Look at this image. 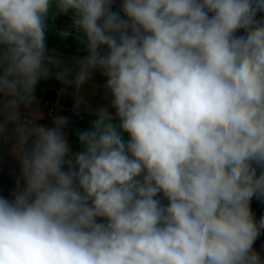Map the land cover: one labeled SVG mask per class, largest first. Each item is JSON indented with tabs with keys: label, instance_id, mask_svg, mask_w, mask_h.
<instances>
[{
	"label": "clouds",
	"instance_id": "obj_1",
	"mask_svg": "<svg viewBox=\"0 0 264 264\" xmlns=\"http://www.w3.org/2000/svg\"><path fill=\"white\" fill-rule=\"evenodd\" d=\"M115 2L0 0V134L16 125L23 180L0 195V264H264V0ZM69 13L87 52L71 81L46 44ZM52 67L106 77L115 114L79 151L67 117L20 120Z\"/></svg>",
	"mask_w": 264,
	"mask_h": 264
},
{
	"label": "crops",
	"instance_id": "obj_2",
	"mask_svg": "<svg viewBox=\"0 0 264 264\" xmlns=\"http://www.w3.org/2000/svg\"><path fill=\"white\" fill-rule=\"evenodd\" d=\"M120 0H116L113 10H119ZM261 15H264L262 13ZM61 17L67 19L66 31L71 34L66 38H61L58 33L60 30L55 22V19ZM65 31V30H64ZM242 34V33H240ZM46 44L50 55L57 56L61 61V68L71 69L69 80H74L75 74L78 71L77 61L87 55L83 45L80 43L76 30L72 28L71 14L57 15L49 23V31L46 37ZM51 75L47 79L38 82L35 90V101L29 107L21 106L19 109L20 120H32L37 125L45 127H54V118L67 117L68 123L64 129L69 146L73 151H79L81 146L78 138L75 135L76 131H85L89 128L90 122L95 119V113L102 107H107L113 115L115 110L111 107V96L106 93L104 85L106 77L97 70L92 78L77 88L74 83L64 84L55 77L57 68L50 69ZM50 95L53 104V112L49 114ZM77 100H82V103L77 104ZM3 117L0 116V121ZM15 124H8L7 130L0 134V195L11 198L12 193L19 187H23L21 177V164L17 155L13 151L16 144ZM125 135V139H127ZM259 172V170H258ZM250 208L256 220L264 216V199L253 197L250 202ZM253 249L264 260V232L258 237L253 245Z\"/></svg>",
	"mask_w": 264,
	"mask_h": 264
},
{
	"label": "trees",
	"instance_id": "obj_3",
	"mask_svg": "<svg viewBox=\"0 0 264 264\" xmlns=\"http://www.w3.org/2000/svg\"><path fill=\"white\" fill-rule=\"evenodd\" d=\"M67 21H68L67 19H65V18H61V17H58V18L55 19V22H56L58 28H59L60 30H62V31H64V30L66 31V30H67L66 27H63V26H62V24H66ZM47 99H48L49 101L52 100V98H51L50 95L47 96Z\"/></svg>",
	"mask_w": 264,
	"mask_h": 264
},
{
	"label": "built area",
	"instance_id": "obj_4",
	"mask_svg": "<svg viewBox=\"0 0 264 264\" xmlns=\"http://www.w3.org/2000/svg\"><path fill=\"white\" fill-rule=\"evenodd\" d=\"M49 103V114L51 116L52 112H53V104H54V100H51L48 102Z\"/></svg>",
	"mask_w": 264,
	"mask_h": 264
}]
</instances>
